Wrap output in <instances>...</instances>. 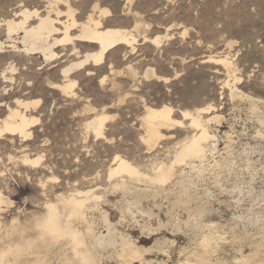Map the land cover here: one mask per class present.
Masks as SVG:
<instances>
[{
	"label": "rangeland",
	"instance_id": "1",
	"mask_svg": "<svg viewBox=\"0 0 264 264\" xmlns=\"http://www.w3.org/2000/svg\"><path fill=\"white\" fill-rule=\"evenodd\" d=\"M17 2L0 0V21L10 19ZM42 2L32 0L28 8ZM113 2L117 13L112 2L105 7L117 16L119 26L130 29L135 20L140 21L138 43L133 51L109 54L102 66L91 68L92 76L86 71L75 73L76 96L68 98L49 88V82L61 83V68L69 60L51 64L10 49L0 53V103L13 108L15 99L42 100L39 108L28 112L39 118L29 140L0 139V222L15 224L25 213L46 212L45 204L59 202L60 196L94 190L102 198L89 204L90 223L106 234L107 215L140 252L149 250L141 253L145 263L185 264L193 251L207 247L214 264L264 263V0H133L137 18L123 15L122 0ZM6 37L3 28L0 41ZM156 37L162 39L160 46L144 39ZM219 59H227L230 65ZM11 62L17 68L14 81L4 83L1 73ZM148 67L169 82L146 80ZM163 106L174 110L176 120H184V112L197 116L210 108L201 116L218 117L210 125L215 136L210 145L217 149L208 152L203 164L178 166L184 171L185 186H166L175 193L142 200L143 209L153 211V216L129 213L127 196L116 185L120 178L109 179L114 158L121 156L143 171L147 166L170 164L180 143L196 132L164 127L159 143H146L142 139L147 137L146 109ZM102 113L109 119L104 137L97 138L86 125ZM7 114V108L1 107L0 119ZM26 156H41L42 163L26 166ZM184 192L196 194L198 200L176 203ZM201 205L204 213L191 215ZM79 225L86 228L85 223ZM207 236L212 238L210 246L203 245ZM17 239L0 240V247ZM113 249L100 252L101 262L124 264L117 256L120 249ZM58 251L59 247L48 253L51 264L59 263Z\"/></svg>",
	"mask_w": 264,
	"mask_h": 264
},
{
	"label": "bare ground",
	"instance_id": "2",
	"mask_svg": "<svg viewBox=\"0 0 264 264\" xmlns=\"http://www.w3.org/2000/svg\"><path fill=\"white\" fill-rule=\"evenodd\" d=\"M31 1L19 0L17 2L19 4L18 9L12 14L10 19L0 21V30L5 28L7 36L5 42L0 41V53H20L29 56V59L32 60L42 57L46 63L51 64L69 60L61 68V83L49 82L50 89L60 92L65 97L76 96L75 90L78 82L73 77L75 73L86 71L88 76H92L94 73L90 71L91 68L102 66L112 52L120 49L135 50V45L138 43V36L140 35L141 23L135 20V25L130 27V29L119 26L117 16L111 9L105 7L109 2H112L115 13H117L118 7L114 4V0H43L41 6L29 9ZM122 1L124 2V13H126L123 15L139 17V14L136 13L137 8L133 7V0ZM185 33L186 31L183 34ZM15 36L18 38H14ZM144 39L155 46L162 44L160 37L151 40ZM6 49L11 51L8 52ZM218 61L226 66L230 65L227 59H219ZM16 69L11 62L8 68L1 73L4 83L14 81L12 76L16 74ZM144 77L146 80L156 79L164 82H169L170 80L159 76L154 69L149 67L144 72ZM15 100V107L13 108L8 103H0V108L5 107L8 110L6 117L0 119V139L10 136L24 138L27 141L32 136V128L39 121V118L29 115L28 112L39 108L42 100L26 101L21 98ZM207 110H210V108L202 109V112L198 111L197 116L184 112V120H176L174 110L171 107L163 106L158 109L148 107L146 109L143 121L146 125L147 137L142 139L148 144H156L159 139L163 138L162 136L164 135H161L160 130L164 127L192 128L196 132L180 143V146L175 151L174 160L170 164L164 162L161 164L153 163L155 165L150 168L147 166L143 171L139 166L121 156L114 158V167L109 169V179L111 181L115 178H120L116 185L121 187L127 196V210L129 209V213L135 210L139 214L148 215L149 217L153 216V211L143 209L142 200L162 194L168 196L175 193L171 189L167 190L166 186L172 183L177 186L180 185L179 187L181 185L185 186L183 184L185 182L184 171H180L178 166L189 165L194 161H199L203 164L208 157V152L211 149H217L215 144L210 145L215 139V136L210 131V125L213 121L218 120V117L204 119L201 114ZM108 119L109 117L104 113L95 114L86 126L97 138H103L105 124ZM185 121H189V123L185 124ZM42 159L41 156L37 158L26 156L23 158V162L26 166L38 167L42 163ZM138 183L141 186L143 184L145 189H142L143 186L139 188ZM181 194L176 197V203L187 205L198 200L196 194H188L187 192ZM101 198L102 196L97 195L94 190H88L78 191L68 197L60 196L57 203L47 202L45 204L47 217L44 222V228L57 238V243L52 247L35 245L28 254H24L23 252L16 253L14 251L21 246V240H11L12 242L8 243V245L0 247V264H12L13 261H16V264H51V261H48V253L53 252L57 247H59L57 252L58 264H67L68 261L73 260L75 256L74 249L82 255H86L90 264H103L100 259V252L109 248L120 249L117 256L124 264H133L136 260H140L141 264H149L143 261L142 254L144 252L142 253V251L145 249L140 252L131 237L118 232L116 226L109 221L107 215L104 216L107 233H99L95 230L87 217L86 211H88L90 203L95 202L97 204ZM2 202L0 192V204ZM61 206L72 217L70 232H65L62 222L58 220ZM203 210L204 208L201 205L195 207L190 213L191 215H201L204 213ZM79 223H85L86 228L80 229ZM212 237L214 236L212 235ZM32 238H24V240L28 241ZM211 239L210 236L205 237L203 245L208 246L211 243ZM145 251L149 252V250ZM209 251L208 247L203 248V250L193 251L191 257L189 256L186 259L185 264H214L211 260L212 258L210 259ZM254 256L258 257L259 255L256 253ZM244 259L245 262L249 261L247 257Z\"/></svg>",
	"mask_w": 264,
	"mask_h": 264
},
{
	"label": "clouds",
	"instance_id": "3",
	"mask_svg": "<svg viewBox=\"0 0 264 264\" xmlns=\"http://www.w3.org/2000/svg\"><path fill=\"white\" fill-rule=\"evenodd\" d=\"M23 216V220L12 225L0 222V240H10L14 236L21 240V246L14 250L16 253L28 254L35 245L52 247L57 243V238L44 228L47 213L43 209L35 214L25 213ZM58 220L62 222L65 232L71 231L72 217L68 215L67 210H61ZM28 234H31L33 238L25 241L24 237ZM73 251L75 252L74 259L68 261L67 264H90L86 255H82L75 249ZM12 264H16V261H13Z\"/></svg>",
	"mask_w": 264,
	"mask_h": 264
}]
</instances>
